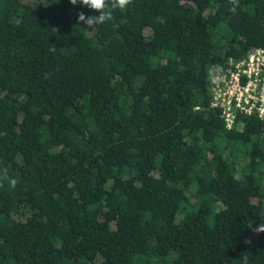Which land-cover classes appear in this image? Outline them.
Here are the masks:
<instances>
[{"label":"trees","instance_id":"obj_1","mask_svg":"<svg viewBox=\"0 0 264 264\" xmlns=\"http://www.w3.org/2000/svg\"><path fill=\"white\" fill-rule=\"evenodd\" d=\"M81 11L0 0V264H264V113L209 106L264 0Z\"/></svg>","mask_w":264,"mask_h":264},{"label":"built area","instance_id":"obj_2","mask_svg":"<svg viewBox=\"0 0 264 264\" xmlns=\"http://www.w3.org/2000/svg\"><path fill=\"white\" fill-rule=\"evenodd\" d=\"M227 74H212L209 106L220 109L225 128H230L236 114L264 113V50L255 49L245 58L229 61Z\"/></svg>","mask_w":264,"mask_h":264},{"label":"clouds","instance_id":"obj_3","mask_svg":"<svg viewBox=\"0 0 264 264\" xmlns=\"http://www.w3.org/2000/svg\"><path fill=\"white\" fill-rule=\"evenodd\" d=\"M232 3H236V0H230ZM69 3L73 6L80 4L88 9L98 13V15H85L84 12L77 13V23L82 24V29L88 32L95 30L98 25L104 24L106 21L113 19L112 10L116 8L124 9L131 3V0H69ZM235 9H233L234 11ZM3 180H7L11 187H15L17 181L9 180L7 175H4ZM264 215V214H262ZM258 233H264V220L254 229Z\"/></svg>","mask_w":264,"mask_h":264},{"label":"rangeland","instance_id":"obj_4","mask_svg":"<svg viewBox=\"0 0 264 264\" xmlns=\"http://www.w3.org/2000/svg\"><path fill=\"white\" fill-rule=\"evenodd\" d=\"M256 232L254 231V229L251 231V233H250V237H249V239L250 240H254L255 238H256Z\"/></svg>","mask_w":264,"mask_h":264}]
</instances>
